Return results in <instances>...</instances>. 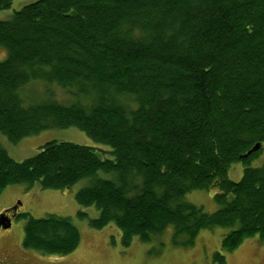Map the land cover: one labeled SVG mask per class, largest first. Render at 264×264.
<instances>
[{
  "label": "trees",
  "instance_id": "obj_1",
  "mask_svg": "<svg viewBox=\"0 0 264 264\" xmlns=\"http://www.w3.org/2000/svg\"><path fill=\"white\" fill-rule=\"evenodd\" d=\"M14 0H0V9ZM0 133L9 142L75 126L93 145L49 140L22 160L0 144V192L35 181L69 188L94 206L78 210L91 227L114 224L127 247L171 226V244L191 246L200 230L225 229L212 262L250 236L264 240V0H32L0 18ZM46 87L27 100L23 87ZM108 154L109 156H106ZM243 165L238 180L232 163ZM216 188L217 208L186 199ZM25 217L22 245L44 255L73 251L80 233L69 216Z\"/></svg>",
  "mask_w": 264,
  "mask_h": 264
},
{
  "label": "rangeland",
  "instance_id": "obj_2",
  "mask_svg": "<svg viewBox=\"0 0 264 264\" xmlns=\"http://www.w3.org/2000/svg\"><path fill=\"white\" fill-rule=\"evenodd\" d=\"M32 0H14L11 7L0 9V18L9 16L14 10ZM6 55V50L0 47V60ZM49 87L56 99L68 103L70 96L56 83L45 84L35 79L26 84L22 94L27 100H39L46 95L45 88ZM49 140L70 141L78 144L93 145L107 149L106 145L94 142L89 136L75 126L64 128H48L39 133L21 138L15 143L8 141L0 133V144L15 160H22L34 155L44 142ZM257 157L251 160V165L264 163V142ZM106 156H109L106 154ZM243 165L232 163L228 169V177L238 180L242 175ZM88 183L82 178L69 188L46 189L38 181L32 184L25 182L7 185L0 192V210H8L18 204L16 213L28 212L34 217L46 214L69 216L80 233L77 247L62 257L49 256L33 248L22 245L23 225L25 217H14L11 226L0 228V262L9 264H215L212 253L220 246L224 228L202 229L191 246L178 247L171 244V226L151 241L142 242L137 237L132 239L129 246L120 243L118 228L110 223L102 228L91 227L87 218H78V210H84L88 217H96L98 211L94 206L82 207L74 197L76 190ZM216 188L195 189L186 194V199L201 204L206 211H213L217 204L213 200ZM57 259H55V258ZM225 264H264V240L258 236H250L234 251L226 255Z\"/></svg>",
  "mask_w": 264,
  "mask_h": 264
},
{
  "label": "water",
  "instance_id": "obj_3",
  "mask_svg": "<svg viewBox=\"0 0 264 264\" xmlns=\"http://www.w3.org/2000/svg\"><path fill=\"white\" fill-rule=\"evenodd\" d=\"M261 146L260 143H256L255 145H253L246 153H244V156H247L248 154H250L251 152H253L254 150H257L259 147ZM18 207V204L13 205L12 207H10V209H12V211H14V213L16 212V209ZM7 210V209H6ZM5 210V211H6ZM9 210V209H8ZM11 225V218L9 216L6 215V213L0 212V228L6 229L9 228ZM59 257V256H56ZM55 258V257H54ZM57 259V258H55ZM2 264H9V263H2Z\"/></svg>",
  "mask_w": 264,
  "mask_h": 264
},
{
  "label": "flooded vegetation",
  "instance_id": "obj_4",
  "mask_svg": "<svg viewBox=\"0 0 264 264\" xmlns=\"http://www.w3.org/2000/svg\"><path fill=\"white\" fill-rule=\"evenodd\" d=\"M5 210V209H4ZM3 210V211H4ZM0 212H2L1 210H0ZM9 217H11V220H13V218L14 217H16V214L14 215V213L12 212V210H7L6 212H5ZM0 263H3V262H0Z\"/></svg>",
  "mask_w": 264,
  "mask_h": 264
}]
</instances>
